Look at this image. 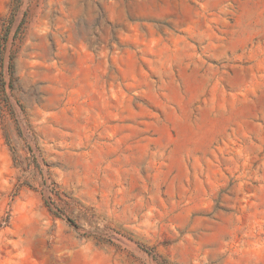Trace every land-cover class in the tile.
<instances>
[{
  "label": "rangeland",
  "instance_id": "obj_1",
  "mask_svg": "<svg viewBox=\"0 0 264 264\" xmlns=\"http://www.w3.org/2000/svg\"><path fill=\"white\" fill-rule=\"evenodd\" d=\"M0 264H264V0H0Z\"/></svg>",
  "mask_w": 264,
  "mask_h": 264
}]
</instances>
